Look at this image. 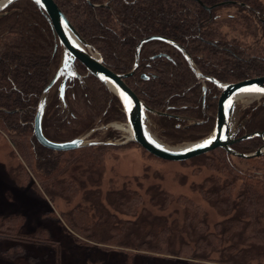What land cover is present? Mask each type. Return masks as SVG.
Segmentation results:
<instances>
[{
  "label": "trees",
  "instance_id": "1",
  "mask_svg": "<svg viewBox=\"0 0 264 264\" xmlns=\"http://www.w3.org/2000/svg\"><path fill=\"white\" fill-rule=\"evenodd\" d=\"M55 2L116 74L132 71L144 39L163 37L183 47L201 74L221 83L264 77V0ZM225 10L235 13L223 19ZM62 54L48 15L31 0H19L0 14V133L22 161L10 171L12 180L32 185L53 204L63 202L66 211L49 214L61 219L78 244L119 249L130 263L170 257L195 264H264V154L244 159L218 149L191 160L195 175L208 173L189 184L194 197L168 190L165 179L148 166L142 176L106 183L105 152L113 145L59 152L38 142V106ZM79 69L83 80L67 84L69 111L63 113L59 105V85L49 92L45 137L67 142L95 131L96 142L120 140L121 132L107 128L127 122L120 99L83 65ZM126 83L149 108L172 116H151L153 132L166 144L187 146L213 132L218 89L207 83L204 96V83L173 46L159 40L144 44L139 69ZM252 100L238 104L241 121L248 118L239 137L264 131V98ZM263 145L257 137L233 149L253 154ZM22 220L10 216L0 226V239L16 242L6 255L25 254L29 243L56 246L59 252V242L46 229L22 234Z\"/></svg>",
  "mask_w": 264,
  "mask_h": 264
},
{
  "label": "water",
  "instance_id": "2",
  "mask_svg": "<svg viewBox=\"0 0 264 264\" xmlns=\"http://www.w3.org/2000/svg\"><path fill=\"white\" fill-rule=\"evenodd\" d=\"M17 1L19 0L1 1L0 14L5 12ZM31 1L48 15L63 49L60 69L52 84L43 93L34 124L36 138L45 148L59 152H69L89 146L115 145L109 142L100 143L90 141L89 135H82L67 142H54L47 139L44 135L43 121L49 104V92L56 85L61 83L59 88L60 107L63 111H69L70 107L66 97L67 83L69 80L74 79L83 80L76 68L77 62H80L86 67L89 75H93L99 79L120 99L126 114L127 126L130 128L131 132L129 142L138 143L145 151L155 158L170 163H184L207 155L218 149L224 150L232 156L244 159L256 158L264 154V145L253 154H241L233 149L236 143L257 137L263 139L264 142V131L239 137L248 119L240 124L238 120L240 113L238 104L241 99L249 96H259L261 99L264 98V92L252 91V89H264V77L248 79L232 84L221 83L214 78L201 74L195 68L192 57L183 47L163 37H150L144 39L136 49V62L132 71L123 75L116 74L104 65L101 55L95 52L93 47L81 37L55 0ZM154 40L163 41L183 54L197 78L204 83V96L207 91V83L214 84L219 90L214 104L213 132L201 141L183 147H174L163 142L152 131L150 126L151 116H172L168 113L149 108L126 83V80L133 77L139 69L140 52L143 45ZM195 124H199V122L194 121L193 125ZM94 132L95 131H92L90 134Z\"/></svg>",
  "mask_w": 264,
  "mask_h": 264
},
{
  "label": "rangeland",
  "instance_id": "3",
  "mask_svg": "<svg viewBox=\"0 0 264 264\" xmlns=\"http://www.w3.org/2000/svg\"><path fill=\"white\" fill-rule=\"evenodd\" d=\"M231 13L234 14V10H225L220 15L225 19ZM233 35L238 36L239 34L234 33ZM253 98L261 101L259 96H249L241 99L239 103L243 102L244 105H249L252 103ZM150 126L153 127L152 120ZM107 128H113L123 135L120 140L109 141V143L115 144L113 145L114 148L105 152L106 183L111 179L122 183L125 178L142 176L145 167L148 166L151 168L152 174L157 171V174L165 179L164 185L171 192L195 197L189 190V184L203 180L208 175L207 172L195 175L196 166L191 164L190 161L184 163L163 161L162 163V160H158L149 154L138 143L129 142L131 135L128 132L127 122H113ZM90 133L85 134L86 136L89 135L90 141L100 140V136ZM154 134L159 138L156 133ZM103 135L104 133H101V137ZM21 163L22 161L12 153L9 138L0 133V226L10 216H21L24 224L22 234L30 235L38 229H46L47 233L59 242L60 249L58 252L56 246L29 243L25 245V254L20 255L18 252L15 255L12 253L6 255L7 250L16 242L0 239V264H127V262L128 264H195L191 260L170 257H139L130 263L127 256L118 248H113L118 249V251H106L101 248L78 244L76 236L63 225L61 219H54L49 214L54 211L52 214L60 216L61 212L66 211L67 208L63 202L53 204L37 193L32 185H28V183L27 185H18L12 180L10 171ZM241 167L248 170L245 165H241ZM23 179L27 178L23 176ZM185 181L188 185L181 186L180 182ZM24 183H26V180ZM14 223L20 225L21 220Z\"/></svg>",
  "mask_w": 264,
  "mask_h": 264
},
{
  "label": "flooded vegetation",
  "instance_id": "4",
  "mask_svg": "<svg viewBox=\"0 0 264 264\" xmlns=\"http://www.w3.org/2000/svg\"><path fill=\"white\" fill-rule=\"evenodd\" d=\"M80 65H82L80 62H77V64H76V68H77V71H78V73H79V70H81V69H79V66ZM84 66V65H83ZM85 67V66H84ZM86 68V67H85ZM108 68V67H107ZM87 70V69H86ZM88 72V71H87ZM80 74V73H79ZM89 74V73H88ZM81 75V74H80ZM82 76V75H81ZM74 80H79V79H74ZM70 81H73V80H69L68 82H70ZM79 81H82V80H79ZM68 84V83H67ZM59 85V88H60V85H61V83H59L58 84ZM128 85V84H127ZM58 88V89H59ZM66 97H67V95H66ZM59 105H60V100H59ZM62 109V108H61ZM62 112L64 113V112H67V110H65V111H63V109H62ZM67 115H68V113H67ZM241 114L239 113V117H238V120H239V124L240 123H242L243 121H245L246 119H248V118H246V119H244L243 121H241ZM178 120H181V121H184V120H187V118H177ZM189 120V119H188ZM190 121V120H189ZM241 121V122H240ZM243 130V129H242ZM242 132V131H241Z\"/></svg>",
  "mask_w": 264,
  "mask_h": 264
},
{
  "label": "snow or ice",
  "instance_id": "5",
  "mask_svg": "<svg viewBox=\"0 0 264 264\" xmlns=\"http://www.w3.org/2000/svg\"><path fill=\"white\" fill-rule=\"evenodd\" d=\"M252 91H260V92H264V89H252Z\"/></svg>",
  "mask_w": 264,
  "mask_h": 264
},
{
  "label": "bare ground",
  "instance_id": "6",
  "mask_svg": "<svg viewBox=\"0 0 264 264\" xmlns=\"http://www.w3.org/2000/svg\"><path fill=\"white\" fill-rule=\"evenodd\" d=\"M128 132L130 133V135H131V132H130V128L128 127Z\"/></svg>",
  "mask_w": 264,
  "mask_h": 264
}]
</instances>
